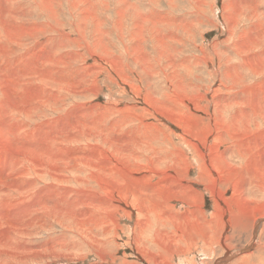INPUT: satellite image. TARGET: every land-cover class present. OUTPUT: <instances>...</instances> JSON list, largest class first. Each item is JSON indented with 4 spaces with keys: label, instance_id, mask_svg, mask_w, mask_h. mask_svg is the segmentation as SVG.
<instances>
[{
    "label": "rangeland",
    "instance_id": "374dc122",
    "mask_svg": "<svg viewBox=\"0 0 264 264\" xmlns=\"http://www.w3.org/2000/svg\"><path fill=\"white\" fill-rule=\"evenodd\" d=\"M263 179L264 0H0V264H264Z\"/></svg>",
    "mask_w": 264,
    "mask_h": 264
},
{
    "label": "bare ground",
    "instance_id": "6f19581e",
    "mask_svg": "<svg viewBox=\"0 0 264 264\" xmlns=\"http://www.w3.org/2000/svg\"><path fill=\"white\" fill-rule=\"evenodd\" d=\"M188 97H189V96H188ZM47 159H48V158H47ZM256 162H257V161H256ZM258 162H259V161H258ZM34 164H35V163H34ZM34 164H33V165H34ZM35 165H36V164H35ZM35 165H34V166H35ZM256 166H257V165H256ZM34 168H35V167H34ZM259 170H260V169H259ZM263 180H264V179H263ZM260 188H261V187H260ZM133 193H134V192H133ZM136 200H137V199H136Z\"/></svg>",
    "mask_w": 264,
    "mask_h": 264
}]
</instances>
